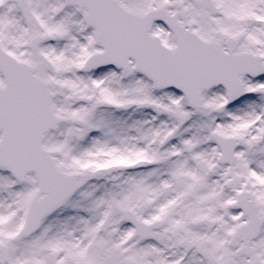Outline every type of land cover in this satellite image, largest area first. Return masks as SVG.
I'll list each match as a JSON object with an SVG mask.
<instances>
[{"label":"snow or ice","instance_id":"snow-or-ice-1","mask_svg":"<svg viewBox=\"0 0 264 264\" xmlns=\"http://www.w3.org/2000/svg\"><path fill=\"white\" fill-rule=\"evenodd\" d=\"M0 264H264V0H0Z\"/></svg>","mask_w":264,"mask_h":264}]
</instances>
